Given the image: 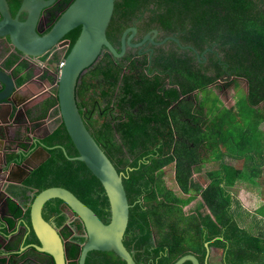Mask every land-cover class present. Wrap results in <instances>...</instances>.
I'll return each instance as SVG.
<instances>
[{"label":"trees","instance_id":"1","mask_svg":"<svg viewBox=\"0 0 264 264\" xmlns=\"http://www.w3.org/2000/svg\"><path fill=\"white\" fill-rule=\"evenodd\" d=\"M72 1L59 0L45 10L43 33ZM7 3L14 16L20 0ZM131 25L138 26L142 33L156 29L159 36L175 37L181 46H190L199 54L207 50V64L198 63L191 48L182 49L168 41L163 47H154L150 57L129 49L123 58L116 59L103 50L78 79L75 102L81 119L122 175L129 204L123 245L135 264H173L187 254L195 255L199 264H204L205 243L222 252L224 264H264V240L240 228L233 211L238 203L232 188L242 173L224 160L234 145L230 143L234 132L226 128L231 111L224 110L210 118L211 112L206 113L204 106L208 95L201 100L194 95L217 85L228 72L233 79L247 82L239 112L245 110L254 127L264 122V0H114L105 34L116 51L122 32ZM79 32L80 28H75L65 35L64 40L69 41L66 51L62 56L54 53L51 62L65 59ZM9 59L7 68L18 57L12 55ZM24 70L27 64L20 62L13 72L18 75ZM30 77L26 72L18 83ZM55 102L50 98L48 107ZM239 133L238 138L249 149L258 140L257 131ZM38 143L47 149L48 159L20 187H10L7 192L10 219L6 218L5 224L9 230L13 223L17 229H24L13 228L10 233L16 237L5 247L13 264L19 262L15 255L28 264H34L31 258L41 259L32 246L37 241L30 228L29 205L44 189L65 188L104 224L109 222L103 188L83 163L74 160L77 152L62 124ZM235 143L238 145L239 140ZM32 149L23 145L20 153L7 157L8 163H21ZM210 150L218 153L214 159L218 164L216 169L206 171L208 183L202 189L191 175L211 160ZM166 174H171V187L165 186ZM197 197L199 201L185 213L183 207ZM256 212L264 218V204ZM41 215L59 230L62 238L70 237L67 255L77 259L85 241L81 222L67 224V214L58 199L47 201ZM22 247L25 248L20 251ZM47 262L53 264L51 259ZM84 264L125 263L111 252L91 251Z\"/></svg>","mask_w":264,"mask_h":264},{"label":"water","instance_id":"2","mask_svg":"<svg viewBox=\"0 0 264 264\" xmlns=\"http://www.w3.org/2000/svg\"><path fill=\"white\" fill-rule=\"evenodd\" d=\"M54 2L56 0H20L19 7L15 15L12 16L7 0H0V43L4 41L6 46L8 45L21 58H39L56 46L61 47L69 44L68 40H64L65 35L75 28H80L79 35L59 70L56 102L60 123L77 152V157L74 160L83 163L103 188L109 205V222L104 224L89 207L65 188L50 187L36 194L29 205L30 228L37 241V244L32 246L37 252L50 257L53 264L69 263L67 248L61 235L41 215L42 207L47 201L58 199L62 202V208L68 209L70 217L81 222L85 232L86 240L81 245L76 264H84L87 253L91 251L111 252L125 264H135L131 253L122 242L129 213L122 175L116 171L111 161L86 129L75 102V88L80 75L97 61L103 50H107L113 58L120 59L125 55L126 46H137L130 42L136 30L130 28L122 33L117 52L108 42L105 34L113 13L114 0H73L50 29L43 33L46 27L44 30H40V26L45 23L44 12ZM22 14L24 18L20 19ZM129 32L131 34L127 36ZM156 33L154 30L153 34L156 35ZM149 40L153 42L152 39ZM173 41L179 44L178 40L173 39ZM5 44L0 47V51L4 50ZM29 68L32 67L29 66ZM13 71L14 68L10 69L0 65V105L3 104V107L5 105L0 119L4 125L3 132L9 136H12L11 128L5 124L4 117L13 110H15V115L24 114L28 104L25 103L29 96H23L21 89L33 81L29 79V81L19 84V77L23 73L15 75ZM22 132L26 133V131ZM38 148L39 151H37ZM38 148L34 149L19 164L11 165L3 160L2 163L6 167V171L5 175L0 177V182H2L0 184L2 186L13 182L22 184L29 174L49 157L47 149L43 145ZM13 169L20 172L21 179L17 182L14 181V174L12 176ZM6 200V195L0 198L1 226L5 225V219L8 217ZM8 239L9 237L0 233V251L5 249L4 246ZM186 261L191 264H199L191 254L180 257L173 264H183Z\"/></svg>","mask_w":264,"mask_h":264},{"label":"crops","instance_id":"3","mask_svg":"<svg viewBox=\"0 0 264 264\" xmlns=\"http://www.w3.org/2000/svg\"><path fill=\"white\" fill-rule=\"evenodd\" d=\"M12 55L14 54H10L8 50L0 51V65L7 67V63L10 60L9 58ZM20 62H24V61H19V58H18L17 62L12 67H10V69H13L15 66H17V64H20ZM26 72L31 74V77L29 79L33 80L32 82H29L25 86V88L22 87L24 89H21L23 96L25 95L29 96L27 102L25 103V104L28 103L26 105V111L24 112V114L21 113L20 116H18L17 114L15 115V112H14L15 110H13L7 116L4 117L6 121L5 124L10 126L11 128V131H10V133L12 134V136L10 135L11 137L8 134H5L3 132L2 127L4 125H2L3 121L0 119V129H1L0 131V170H2L0 172V177L5 175L4 172L6 171V167H4L2 163L3 160L6 161L7 164L12 165L13 163H8L7 161V157L10 154L20 153L22 151L21 147H23V145H26L29 148L33 147V149L30 151L31 153L34 149H37L38 147H40V145H42V144H39L38 142H41V140L49 136L58 126V124L55 121H52L50 119L53 117V114L55 112H54V105L50 108L47 105L49 99L50 98L53 99V97L50 95L51 88L49 84L45 81V79L47 78L44 75H41L39 77L40 81L35 79V77L40 74V70L38 68H29L28 65H27V70H24L22 73L24 74ZM29 79L26 81H29ZM215 89L219 90L218 93L215 91ZM237 90H239L241 94H243L245 97L247 93V83L244 79L238 78L237 80H235L233 79V77L230 79L221 78V81H218L217 85L209 86L206 89L207 92L210 91L212 93H215L216 98L215 100H213L209 94H207L208 98L205 95L206 100L204 102V106L206 109V113L211 112L209 114L210 118H213L212 114L216 116L218 113L224 110L231 111L230 116H232V119L229 122L230 120V117H229L228 123L230 124L231 122H234L236 125L239 124V128H236L235 131H245V130H248V128H252L250 124L253 123V121L251 119H248L249 117L245 110L242 111V114L239 112L240 110L243 109L244 103L242 105L241 99L240 100L236 99ZM46 91H48L49 93H47ZM199 93L200 92H197L195 94H197L198 98L201 100L202 97L199 95ZM239 104H241L242 106H239ZM2 105L3 104L0 105V114L1 112H4V109H5V105L4 107ZM261 107L264 109V104L261 105ZM259 127L263 131H257L255 136L256 138L258 137V140L256 139V142L252 143L251 149H249L246 142H243L240 138H238L240 136L239 132L237 136L234 135L233 136L234 139L231 140L230 142L232 145L233 144L234 145L231 148V152H229V154H226V157L224 160L227 164L235 168L236 171L239 170L240 173H242L240 178L236 179L235 186L237 185L238 182H243L244 183L243 187L239 188L236 194H234V192L232 191L233 193L232 195L234 199L236 195L239 194L237 196V199H235V201H237L238 204H235L233 208V211L236 216L235 219L238 223V226L254 234L255 237H258L259 239L264 240V218L260 216L256 211L252 213L253 218L251 219V221L253 222V226L247 227V224L241 221V216L252 217L250 216L251 213H248L246 209L243 208L246 202L254 200L255 202L254 206L256 210L264 204V199H263L264 197V194H263L264 140L260 136L262 134L264 135V122L259 124ZM22 131H26V133L23 134ZM237 139L239 140L238 145L235 143ZM260 142L262 143L260 144ZM237 150H239L240 153H238ZM37 151H39V148L37 149ZM248 154H250L251 156L249 157ZM214 159H216V157L215 158L212 157L211 160L207 163V165H209V163L214 164L215 165L214 169H216L218 161ZM203 170H204V166L199 172L194 171L191 175L192 177L191 179L194 182H197L198 184H200L202 189H204L208 183L207 177H205L206 171H204L203 173ZM12 171H13L12 176L14 174V181L17 182L18 180L21 179L20 172L16 169H13ZM195 174L199 175V180L197 179V177H193ZM200 174H202L201 177H200ZM22 184H17L14 182L4 184V186L0 184V194H1L0 198H3L4 195H6V198L9 199L10 197H9V194L7 193L8 189L10 187H20ZM248 185H252V186L255 185V188H253L250 191V193L248 192V189H247ZM258 191L261 196L259 201L257 200L258 198L256 195ZM196 203H194L193 206H195ZM240 205L242 206V208L240 207ZM191 207L187 209L186 211L187 213L191 211ZM0 208H1V203H0ZM206 212L207 211L205 210L203 213H206ZM9 219L10 217L8 218V220ZM213 220L214 219L212 217L211 222ZM13 228L17 229V226L15 227V223H13L12 229L9 230L8 225L6 226L5 224L1 226V221H0V233L3 236L9 237L4 247H6L9 244V242H11V240L14 241L16 237V235H14L13 233H10L13 230ZM17 230L19 231V230H24V229L21 226V227H18ZM204 247L206 249L205 258L203 261L204 264H224L222 260V252H219L217 249L213 247H209V243H205ZM24 248L22 247L20 251H23ZM7 255L8 253L5 251V249L3 251H0V264L1 263L2 264L3 263L13 264L11 263ZM15 256L17 257L16 260H19V262L16 264H27L26 261L21 260L19 256L17 255ZM193 256L196 258L195 255ZM198 263H199V260H198ZM251 264H257V263L255 261H252Z\"/></svg>","mask_w":264,"mask_h":264},{"label":"flooded vegetation","instance_id":"4","mask_svg":"<svg viewBox=\"0 0 264 264\" xmlns=\"http://www.w3.org/2000/svg\"><path fill=\"white\" fill-rule=\"evenodd\" d=\"M59 0H56V2H58ZM56 2H54V4L56 3ZM54 4L52 5V6H54ZM51 6V7H52ZM45 22H46V19H45ZM46 26H45V23L44 24H42L41 26H40V30H44V28H45ZM130 28H134L136 31H135V33L133 34V36H132V38H131V40H130V42L132 43V44H135V45H137V46H134V47H128V46H126V51H125V54H126V52L129 50V49H131V50H133V53L134 54H137V55H145V54H148L149 55V57H150V55L152 54V52H153V50H154V47H163V46H165L166 44H167V42L168 41H171V42H173L174 44H176V45H178V47H180V48H182V49H184V48H191L192 49V51H193V54H195V58H196V61L198 62V63H200V64H203V65H205V64H207L206 62H207V58L204 56V54L207 52V50H205L203 53H201V54H199L195 49H193L192 47H190V46H181V44L179 43V44H177V43H175L174 41H173V39H175V40H178L177 38H175V37H172V36H166V37H162V36H159V34H158V31L156 30V29H148V30H146V31H144V33H142L141 32V30L142 29H140L138 26H136V25H131V26H129V27H127L126 29H130ZM46 29V28H45ZM125 29V30H126ZM124 30V31H125ZM156 31L157 33H156V35H154L153 34V31ZM123 31V32H124ZM122 32V33H123ZM131 34V32H129L128 34H127V36L128 35H130ZM122 35V34H121ZM120 38H121V36H120ZM149 39H152V41L153 42H151ZM172 39V40H171ZM179 42V41H178ZM4 41H2L1 43H0V47L1 46H3L4 44ZM5 48H4V50H6V47H8V45L6 46V44H5V46H4ZM119 47H120V45H119ZM9 49H11L10 47H8V51H9ZM3 50V51H4ZM196 53H195V52ZM118 52V51H117ZM10 54H14V55H16L18 58H19V56H18V54L17 53H15V51H13V52H11ZM125 56V55H124ZM123 56V57H124ZM122 57V58H123ZM215 58H218V55L217 54H215ZM121 59V58H120ZM148 65H150V63H148ZM224 67V66H223ZM226 67H224V69H225ZM221 78H224V79H230V78H232V77H230V76H228V72H225L222 76H221ZM218 81H221V79H219ZM217 81V82H218ZM222 87V86H221ZM194 95H196V94H194ZM195 103H196V101H195ZM196 106V105H195ZM64 209V208H63ZM65 212H66V214H67V218H68V223L67 224H71V223H73L74 221H76L77 219H73V218H71L70 217V212L68 211V209H65ZM58 231V233L60 234V232H59V230H57ZM72 231H73V234L74 235H76V232H75V230L74 229H72ZM85 235V234H84ZM84 235H83V237H84ZM62 239H64V238H62ZM66 248H67V246H66ZM36 251V250H35ZM67 252V251H66ZM36 253H38V256H39V258H41V259H38V260H36V259H34V258H31L30 260L31 261H33L34 262V264L36 263V264H50V263H48L47 262V259L48 260H50V257H48V256H46V255H44V254H41V253H39V252H37L36 251ZM67 258H68V255H67ZM10 259V258H9ZM76 261L78 260V257H77V259H75ZM75 260H71V259H69L68 258V262H71V261H75ZM27 264H28V262H27ZM69 264V263H68Z\"/></svg>","mask_w":264,"mask_h":264},{"label":"rangeland","instance_id":"5","mask_svg":"<svg viewBox=\"0 0 264 264\" xmlns=\"http://www.w3.org/2000/svg\"><path fill=\"white\" fill-rule=\"evenodd\" d=\"M219 84V83H218ZM215 91L218 93V89H215ZM207 94H209L210 95V97L213 99V100H215V98H216V94L215 93H212V92H207L206 90H204V91H202V92H200L199 93V95L201 96V97H204L205 95H207ZM236 99L237 100H240L241 99V103H242V105H243V103H244V95L243 94H241V92L239 91V90H237L236 91ZM241 104H239V106H242ZM230 118L232 119V116H230ZM252 126V128H251V130H249L250 128H248V131H263L262 129H260V127L259 126H257V127H254L253 126V124L251 125ZM227 128H228V131H233L234 132V135L235 136H237L238 135V132H242V131H235V129L236 128H239V124H235L234 122H231L230 124L228 123L227 124ZM262 138H263V140H264V135L262 134V135H260ZM237 138V137H236ZM262 142H260V144H261ZM208 155H210L211 157H216V156H218V153L216 152V151H212V150H210V153H208ZM214 167H215V165L214 164H210L209 163V165H207V163L204 165V170H203V173H204V171H209V170H213L214 169ZM237 169V168H236ZM167 175V176H166ZM166 175H163V180H164V183H165V186H167V187H171V186H173V183L170 181V179H169V177L168 176H170L171 174H166ZM197 174H195L193 177H197V179L199 180V175H197ZM202 176V174H200V177ZM204 176V175H203ZM243 185H244V183L243 182H238L237 183V185L233 188V192H234V194H236L237 193V190L239 189V188H241V187H243ZM253 188H255V185L254 186H252V185H248L247 186V189H248V192L250 193V191L253 189ZM264 189V188H263ZM239 194H237L236 195V197H235V199H237V196H238ZM256 195H257V200L259 201L260 200V194H259V191H258V193H256ZM199 201V198L197 197V199H194V200H192L191 201V203L188 205V206H185L184 208H183V210H184V212L185 213H187L186 211H187V209L189 208V207H191V206H193L194 205V203H196V202H198ZM255 202H254V200H252V201H248V202H246L245 204H244V206H243V208H245L246 209V211L248 212V213H251L250 214V216H252V217H243V216H241V221L243 222V223H246L247 224V227L248 226H253V222L251 221V219L253 218V215H252V213H254L255 211H256V208H255V204H254ZM240 207L242 208V206L240 205Z\"/></svg>","mask_w":264,"mask_h":264},{"label":"built area","instance_id":"6","mask_svg":"<svg viewBox=\"0 0 264 264\" xmlns=\"http://www.w3.org/2000/svg\"><path fill=\"white\" fill-rule=\"evenodd\" d=\"M69 44L67 45H63L61 47L56 46L54 49H52L51 51L47 52L46 54H44L43 56L39 57V58H21L19 56V61H24L25 63H27L30 67L32 68H38L40 70V74L38 76L35 77V79L39 80V77L41 75H45L46 77H50L51 79H53V82L50 83V88L51 90H56V84H57V77L59 75V70L60 68L63 66V58H60L57 62H51V57L54 53H58L61 54V56L63 55L64 51H66L67 47ZM13 49H9V53L13 52ZM46 56V57H45ZM51 96L55 99L56 95L55 93H53L51 91ZM54 114L53 117L50 118L52 121H55L56 123L60 122V118H59V113H58V108H57V103L54 105ZM85 237V236H84ZM63 243L65 245H67V243H69L70 241V237L66 238V239H62Z\"/></svg>","mask_w":264,"mask_h":264},{"label":"clouds","instance_id":"7","mask_svg":"<svg viewBox=\"0 0 264 264\" xmlns=\"http://www.w3.org/2000/svg\"><path fill=\"white\" fill-rule=\"evenodd\" d=\"M27 64V63H26ZM28 65V64H27ZM29 66V65H28ZM45 76V75H44ZM46 77V76H45ZM47 79H45V81L50 85V83H52L53 82V79H51L50 77H46ZM53 93H55V95H56V90H51ZM50 95H51V92H50ZM55 101H56V98H55ZM57 102H55V104H56ZM54 104V105H55ZM60 121V120H59ZM57 124H61L60 122L58 123L57 122ZM82 225V224H81ZM82 228H83V226H82ZM83 231H84V229H83ZM84 234H85V232H84ZM85 236V235H84ZM85 238V240H86V237H84ZM85 242V241H84ZM82 245V244H81ZM81 248V247H80Z\"/></svg>","mask_w":264,"mask_h":264}]
</instances>
